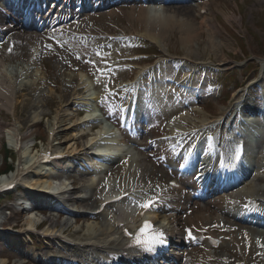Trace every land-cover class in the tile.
Here are the masks:
<instances>
[{"label": "rangeland", "instance_id": "1", "mask_svg": "<svg viewBox=\"0 0 264 264\" xmlns=\"http://www.w3.org/2000/svg\"><path fill=\"white\" fill-rule=\"evenodd\" d=\"M208 2L210 6V12L208 14L215 18L221 30V33L218 35L216 40L221 42L225 52L223 56H231L228 67H233L229 70H219L218 74L213 71L212 67L218 68L214 63L217 62L221 56L214 54L210 55V51L207 46V34L205 31H202L201 37H199L196 44L192 45L194 46L196 52L197 50L198 52L201 51V53L195 57H198V60L202 59L211 61L213 64H211L209 66L211 68L208 69L200 67L199 73H197L198 78L200 80H204L202 74L204 72L205 74L208 72V77L216 78L217 86L221 87L220 83L222 82L223 89L218 97L206 96L202 97V99H198L201 104L200 106L203 109L202 113H200L201 110L197 108L195 103H191L186 106L183 102L180 103V100H177V102L173 101L174 97L177 98L175 90L173 92L168 90L166 96H164L163 99L156 104V107L148 111L145 115V131L141 135V138L138 139L139 141H137L138 143L135 144L134 147L138 156L142 157L146 163L155 164L162 170H164V168H172L174 160V147L172 143L168 141L173 134L170 131V122L173 120L174 122H180L179 126H181L182 124H185L184 121H187L188 123L186 124V127H189L191 124H195L201 119V114H203L205 118L209 119L217 117L221 109H226L233 104L235 98L233 93L237 86H242L241 84H243L248 77H250L249 79H251L253 75L258 77V57H264V0H209ZM198 3L204 5V0H191L187 3V5H183V7L179 9V16H182V14L186 15L187 18L190 19L197 27H199L202 16L198 14V8L196 6ZM236 3H238L239 8ZM142 6L143 5L138 4L133 6L134 8L126 7L123 8L124 11L119 10L118 8L103 10L98 15H86L83 19H79L83 22V25H81L78 29H83V33H92L94 36H83V38L72 37L77 40L65 39L66 42H64L63 38H61V40L56 39L55 37H49L46 39L47 45H45L43 62L48 68V82L44 83L43 86V92H45V94L39 98V104L42 103L39 108H42L45 114L36 116L41 129H43L42 132L36 135V138H41L42 140L37 142L38 148L44 146V143L42 144V142L45 140L46 131L50 127V123L53 122L55 110L59 105L63 106L67 102V106L69 108L74 107L76 108V111L78 110L77 112L75 111L77 115L78 113H81L82 110L84 111L85 108V105H83V107H75L74 101L76 99H73V97L76 95L72 96V89L62 91L63 85L57 76L58 74H56V72L50 67L54 57L62 55L67 60L70 69H81L86 72L89 78L94 82L91 91L95 92V94L99 96L97 102L100 104L103 111L107 115L110 114L109 117L114 118L113 120L117 122L120 113L119 107L125 106V103L128 101V98L123 96V93L126 91V86L130 84H128V81L131 82L134 79L137 70L144 68V66L148 67L151 65L149 63L155 62L158 56L169 55L166 52L162 53L147 39L136 37L135 35H132L134 38L131 42L127 40L111 41L108 36L101 37L105 33L118 36L123 33V31L129 34L136 33L137 30H143L144 27L141 26L144 24L139 21ZM164 8L166 9V13H170V11L174 9V6L170 5L165 6ZM149 11H151L150 13H153L155 9L149 8ZM96 34H98V36H96ZM179 35L180 32L177 28H175L172 33L168 32V35L166 36L165 40L168 45V51L171 53L170 56L188 54L185 46H183L179 40ZM54 43L59 46L52 47ZM127 44L132 45L125 46ZM18 54L17 59H20L23 54V49L19 50ZM135 55L140 56L132 58V56ZM259 76H262V73ZM167 77L176 79L177 76L172 70H170ZM123 84L125 87H122L124 86ZM81 91L82 89L78 90L77 94ZM83 91L84 95L88 93L85 87H83ZM218 91L219 90L217 89L215 93H218ZM65 92H67L66 95L61 98V95ZM36 99V95L32 96L27 94H24L18 99L19 102L17 103L16 114L19 117L18 121L22 124V132H26L29 124L31 123L34 115L32 103ZM64 99L65 102H63ZM190 111L193 112L192 115H189ZM7 112L8 111L3 108L0 109V123L4 121L3 124L5 125H7V123L13 124L14 116L7 114ZM76 117L77 116L73 117V119H76ZM229 121V116H226L223 122L228 124ZM71 122L72 121L66 120L65 118L64 121L61 122V129L65 128L66 124ZM92 125L94 124L84 122V124L81 123L78 128L62 129L60 134L57 135L56 140L53 141V144L59 146L60 149L67 151L69 146L74 142V140H70V138L77 136L75 143L80 146L82 142H87L86 140L89 139L91 133L95 132L94 128L96 124L91 128ZM2 131H4V129L0 124V143L1 145L2 143L5 144V147L7 145L10 147V135ZM82 131L87 135H82ZM78 134H80L81 137H79ZM127 138L130 139L129 136ZM33 139L34 137L31 141ZM143 139L144 143H142ZM31 141L27 142L28 144L22 148V151L26 153L24 154L23 159H26L28 155H33L35 152L31 151L30 146L28 149H25ZM257 142L258 148L253 161L255 164V171L253 174L254 176L261 177L263 180L257 183L253 178H251V181L246 182L245 185L243 184L242 186H251L247 187L248 189L253 188V186H255L256 189H264V171L261 170L264 166V137ZM3 154L4 153L1 152L0 149V165L3 161ZM8 155H10V153ZM9 161L14 164L15 168L17 159H9ZM125 162L126 160H122L120 163L114 164L109 171L111 177L108 176V174L104 177L102 176V179L100 177V180L93 184L91 190L93 196L77 204H80L83 207H85V205L94 207L101 200L100 197L102 195L107 192L117 191L120 183L122 184L125 181L122 176ZM86 171H88L87 175L80 174ZM89 175V168H78V171L70 173V178L75 179V186H80ZM172 175L177 176L178 174L172 173ZM38 178L39 176H27V180L29 182L38 180ZM39 179V184L45 186V179ZM193 192L194 190L190 193L192 194ZM18 194L22 195L25 199L29 197L26 195L27 193H24L23 191L13 193V196L18 197ZM87 194L89 193L83 188L82 190H76L73 192L74 197L84 196ZM138 196L139 195L134 196L135 198L129 199L126 203L130 202L128 203L130 207L136 206ZM15 199L9 196H1L0 220L5 221L4 225L9 224L12 226L15 224L17 230L14 232H19L18 238L22 237L21 240L25 243L21 244L19 250H21L22 247L25 248V252L33 255L34 258H31L28 255H21L17 251L12 252V254L4 253L1 248L5 247V243L3 242V239H0V264H40V261L35 259L36 256L37 258L38 255H42L43 257L46 255L49 256L50 251H58L59 248L55 245L54 241L51 243L36 237L32 239V242H27L28 239L26 233L22 231L29 226L28 224L30 220L42 217L40 216L41 214H38L39 212L27 213L16 211L12 204L16 205L19 200ZM69 205L74 208L76 207V205L71 202ZM193 208L190 210L191 215H194L192 212ZM48 216L53 217L58 221V227L63 226L67 229L66 234H69L74 240L82 237L83 233L88 231L89 222L91 223V221H94V223H96L97 221L95 219L89 220L86 216H59L57 211L52 212L51 210H49L48 213H45L44 218H49ZM65 218L68 219L70 223L62 225V221ZM101 218H105V215ZM97 219H99V216ZM184 220L188 221L187 214L184 216ZM45 224L48 225L49 221H46ZM48 246L54 247L55 250L52 248L51 250H48L46 248ZM82 254L84 255V253ZM187 260L193 261L189 255L186 257V264H188Z\"/></svg>", "mask_w": 264, "mask_h": 264}, {"label": "bare ground", "instance_id": "2", "mask_svg": "<svg viewBox=\"0 0 264 264\" xmlns=\"http://www.w3.org/2000/svg\"><path fill=\"white\" fill-rule=\"evenodd\" d=\"M176 3H179L180 1L175 0ZM183 5H177L174 6V9L170 11V13H166V10L164 7L155 9L153 15H150V12L148 11L147 7H143L141 10L139 21H141L142 24H144L141 27H144L143 30L140 31V35L148 38L149 40L154 41L163 51L166 50L167 43H166V36L168 35V32H171L177 28L180 32L179 40L183 46H185V49L187 50L188 54L186 57H188V60L191 61L192 64H196V60L199 59L198 57H195L201 53V51L196 52L194 49L193 44H196L199 37H201V32H206V39H207V46L210 51V55H218L219 53L224 55V49L221 45V42H218L217 36L221 33L220 28L218 27L215 19L213 17H205L202 18V22L200 23L199 27L195 26V24L187 18L186 15L179 16V9L182 8ZM31 39L37 40V37L33 36ZM36 44L34 43L32 47V50H35ZM206 46V44H205ZM206 46V47H207ZM36 51V50H35ZM5 56L10 57V54H8V51H4L0 54V108L4 107L7 110L11 111L13 115L15 116V122L11 125H7V128H4L6 130V133L10 135L11 140L14 142V145L22 144L27 145V142H29L34 136H36L38 133L42 132L43 129H41V126L39 124V121L36 119V116H39L40 114H45L43 109L39 108V99L37 98L32 103V109L34 111L33 118L31 120V123L29 124L26 132L21 131L22 124L18 121V115H16V106H15V99L19 91H22L23 89H29L31 88L33 92L37 94V96L40 98L44 94L41 90V85L48 80L47 75L42 71L38 70L37 68H33V66L36 67V64L34 63L33 55L29 56L28 62L24 61L23 59L21 61H16L14 64H6L4 58ZM193 58V59H191ZM202 63H206L201 59ZM221 63L218 65L224 66L226 64L225 58L220 59ZM259 61L261 63H264V58H259ZM56 71L60 77V80L63 84L64 90L68 89V85H72L73 87V95H76V105L83 106V103H86V113L85 116L81 118L73 119V117L76 116V108H69L67 105L64 104L63 106L59 105L55 110L54 120L50 123V127L48 128L49 134H52V139L57 136V132L62 129L66 128H78L80 127L81 122H83L84 119H88L90 117L99 116V112L96 109L95 101L98 99V95L95 94V92H89L83 94H77L78 88L83 85V73L82 71L78 70L75 73L74 72H65L62 71V68H59V66H55ZM29 77L27 80H23L26 77ZM161 76V75H160ZM186 77H192V73L185 72L183 76V81ZM79 79V80H78ZM87 87L93 86V81L91 79H87ZM187 86L189 90H193L194 84L187 80ZM124 85V84H123ZM122 87H125L122 86ZM153 87V86H152ZM93 88V87H92ZM67 92H65L63 95H61V98H63L66 95ZM158 92L154 91L153 95H157ZM84 100V101H83ZM146 100V99H145ZM141 104L142 99L140 98ZM65 102V99L63 100ZM80 102V103H79ZM142 108V107H141ZM38 111V112H37ZM78 111V110H77ZM76 111V112H77ZM223 112H221V115ZM102 116V115H101ZM72 121L71 123H67L65 128L61 129V122L64 121V119ZM216 117L215 119V127L219 125V121ZM199 123H196L193 127H199V128H206L210 129L212 124H209V121L205 120L203 117L199 120ZM98 121H95L97 123ZM172 122L171 124H173ZM59 124V125H58ZM63 125V124H62ZM111 127L112 124H108L107 120L104 119L101 122H99V128L97 132L90 136L89 139H87L86 143L81 144V147H77L76 139L77 136L70 138V140H74V142L69 146V152L70 154L78 151L83 153V160L86 161L90 167L93 169H99L98 165H102L100 159H105V157L114 156L118 151H121L126 146L123 137H121V141L118 144H114L115 146L118 145L117 149L116 147L110 148L108 146L107 150H99L94 151V153H104V158L101 155H89L86 154L87 146L94 145L96 141L99 140L100 137L104 134V132L107 130L106 127ZM172 126V125H171ZM112 128V127H111ZM183 128V127H182ZM172 130L177 129V131H180L179 124L175 123L172 127ZM113 130L116 132L118 131L121 134V130L117 127L113 126ZM198 129H194L193 131H197ZM89 133V132H88ZM79 137H81L80 134H78ZM82 135H86V133L82 131ZM186 136H190L189 141L193 139L194 135L189 131L188 133H185ZM218 140V139H217ZM216 145H219V143L216 142ZM50 146V145H48ZM223 146H225V141L223 143ZM52 149H59L57 147H51ZM25 149H28V146L25 147ZM218 151V149H215L213 153ZM24 154H26L24 151H22V157H24ZM36 156V153L33 156L28 155L29 160L26 161L27 167L32 165L33 158ZM94 156L93 159L91 158ZM21 157V156H20ZM224 154H222L220 151L215 155V158L223 159ZM73 160V159H72ZM31 161V163L29 162ZM21 162V158H20ZM75 162V161H74ZM73 162V163H74ZM70 164V163H69ZM68 164V165H69ZM56 165H59V163H56ZM70 166V165H69ZM79 167L78 165H76ZM26 167V169H27ZM46 167H49L48 165H42L38 166L33 170V173L31 175L39 176V178L45 179V186L42 188V186L39 184V178L38 180H33L29 182L26 180L28 187H39L41 193L40 200L45 196L43 194L46 193V191H52L57 193L58 199L61 198V200L66 201L70 194V188H69V178L66 177V179L54 181L49 179L48 173L43 174V171L41 169H47ZM70 168V167H69ZM23 169H18V173L22 172ZM49 170V169H48ZM53 170V169H52ZM75 170V168H74ZM70 170H68V167L65 169L66 174H70ZM12 175L6 176L8 178H12ZM236 175V173H235ZM123 178L125 179V182L123 184L120 183L119 185V192L118 194L123 192H129L131 193L133 188L137 186H141L143 188L149 187L148 185H153L155 182H163L164 178L163 172L160 170H156L152 167H149L141 158H135V155L132 156V159L128 161L127 165H125V168L122 173ZM5 179V178H3ZM8 180V179H7ZM6 182V181H5ZM92 186V182L84 181V183L79 186L78 188H85L88 189ZM159 192L156 193V195L159 196V201H157L158 206L162 205L161 210L169 212L170 215L166 216V226L167 230L170 232V234L173 236V240H175L174 244L179 246L178 243V234L181 232V229L178 224V220L175 217V212L177 211L175 201L176 198L172 195L171 192H168L166 188H160L158 190ZM166 191V192H165ZM114 192H109L107 194L102 195L100 198L108 199V197ZM47 194V193H46ZM261 194H264V189H241L238 192H232L230 194L224 195L222 199H219L218 202L223 204L218 209H220L222 206H230L233 203L237 201H241L242 204H247L249 206V213L250 209L253 207L256 201L260 202L261 205H264V198H261ZM66 199V200H65ZM72 201H75L74 199H71ZM76 201L83 202L84 200L78 199ZM235 201V202H234ZM142 204V201H141ZM60 206V205H59ZM114 204H108L106 209L103 213L98 214H84L85 216L92 215V219H96V223L94 221L89 222L88 224V231L83 233L82 237H79L78 240L73 241V245L70 244V246L74 247V249L82 250L85 252L84 256V264H97V259H112L113 257H116L118 254H121L123 252L124 246L126 242L123 238L122 228H131L138 216V211L134 216H130L129 214L122 213L120 210L116 211H110L109 213L106 212L109 210L110 207H113ZM97 207V206H96ZM94 207V208H96ZM215 207V206H214ZM92 208V210H94ZM66 213H69L68 211H71V209H65ZM217 210H211L209 207L199 206L198 209L195 211L194 215V221L197 223L203 221L206 222L205 225H209L208 233L212 232L214 224L219 223V225H223L224 222H227L226 219H222L220 214L216 212ZM92 213V212H89ZM254 214V213H251ZM105 215V218L99 217L97 219V216ZM109 215V216H108ZM157 211H155L154 215L152 216L154 219L157 217ZM49 217V216H48ZM41 220L40 217H37L36 219L29 221V226L27 227V230L34 229L38 222ZM49 221V224L45 229H43L41 232L44 236L47 237H53L55 239H70L68 237V234H66L67 229H65L63 226L58 227L59 223L55 218L49 217L46 219ZM68 219H64L62 221V225L69 224ZM228 223V222H227ZM233 227H236L235 232L233 233H225L222 232V228H217L216 233L219 234V236L224 235V241L228 243L230 247V259L227 257V254L222 253L220 256H215L212 252L203 250V251H197V254L194 255V259L197 264H226L222 261L228 260L227 264H235V262H238V264H264V234H259L257 237H255L253 234L256 233L254 228L246 227V228H240L238 229L237 226L234 224ZM251 229V230H248ZM14 239H9L10 243L16 242L17 239L13 237ZM14 242V243H15ZM72 247H69L70 249ZM126 252V250L124 251ZM233 256V257H232ZM238 257L236 259V257ZM131 257V256H126ZM178 261H180L181 257L176 256L175 257ZM123 258L117 260H122ZM168 261H174L172 258H168ZM75 264V263H72Z\"/></svg>", "mask_w": 264, "mask_h": 264}, {"label": "snow or ice", "instance_id": "3", "mask_svg": "<svg viewBox=\"0 0 264 264\" xmlns=\"http://www.w3.org/2000/svg\"><path fill=\"white\" fill-rule=\"evenodd\" d=\"M11 51H12V49L9 48V52H11ZM241 152H242V147H237L234 159L239 160L240 157H241ZM197 178H199V177H197ZM157 187H158V185H157ZM154 203H155L154 201L149 200L146 203L142 204L141 207L151 208V207L154 206ZM147 228H148V225L146 224L145 227L140 229V233L141 234L145 233ZM188 231H189V238L191 239L190 230H188ZM136 243L138 245H148L149 246V250H151V246L153 244L159 243L160 245H164L166 243V240L163 238V233H160L159 237L153 236V237H149L148 239H142L141 235H137Z\"/></svg>", "mask_w": 264, "mask_h": 264}]
</instances>
